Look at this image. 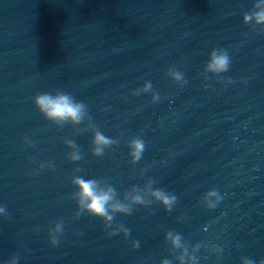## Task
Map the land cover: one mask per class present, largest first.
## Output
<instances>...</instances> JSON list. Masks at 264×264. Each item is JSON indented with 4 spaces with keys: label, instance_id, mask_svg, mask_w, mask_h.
<instances>
[{
    "label": "water",
    "instance_id": "water-1",
    "mask_svg": "<svg viewBox=\"0 0 264 264\" xmlns=\"http://www.w3.org/2000/svg\"><path fill=\"white\" fill-rule=\"evenodd\" d=\"M255 2L0 0V264L13 254L18 264H179L168 230L195 264L264 260V32L243 22ZM221 48L228 70L204 71ZM169 68L187 83L174 82ZM145 81L155 103L151 92L133 95ZM57 89L83 101L95 128L118 143L96 157L87 118L63 127L45 120L33 96ZM133 137L145 141L135 165ZM65 139L81 160L68 159ZM74 175L107 181L121 200L152 178L177 203L117 213L112 227L122 223L130 235L108 236L101 218L75 216ZM212 189L221 200L208 209L215 198L201 197ZM56 221L63 231L52 246Z\"/></svg>",
    "mask_w": 264,
    "mask_h": 264
},
{
    "label": "clouds",
    "instance_id": "clouds-1",
    "mask_svg": "<svg viewBox=\"0 0 264 264\" xmlns=\"http://www.w3.org/2000/svg\"><path fill=\"white\" fill-rule=\"evenodd\" d=\"M243 22L245 24H252L259 26V30L264 32V0H256L252 10L243 13ZM230 56L225 49H212L209 53L208 60L205 63L204 71L213 74L226 72L230 64ZM174 82L180 85L187 83L183 74L175 68H169L166 72ZM227 82H231L228 80ZM152 93L151 101L155 103L159 100V94L156 93L152 84L145 81L142 88H137L133 95H140L141 93ZM33 103L38 111L42 114L45 120L52 122L57 127H63L66 124L73 126L80 125L85 118L90 121L89 127L93 129L91 145L92 155L101 157L104 155L105 150L117 144L118 141L106 137L91 122V117L88 115L87 106L83 101H77L72 95L60 89L55 90L54 93H40L37 92L33 96ZM87 129L83 130L86 131ZM81 130H78L80 132ZM28 143L27 137L24 138ZM68 148L73 149L67 153L68 159L76 162L82 159L80 155L79 146L70 139L64 140ZM129 149L128 156L130 157L129 163L135 165L141 160L142 154L145 151V141L140 137H133L127 142ZM51 164H40V168L51 167ZM76 172L82 169H75ZM143 175V171L141 172ZM155 181L148 178L143 188L132 185L123 193V199L118 198L117 191L114 187L107 183V181L98 178L85 179L82 176L74 175L71 179V184L77 189L72 194V199L77 205V212L75 216L78 218L82 214L99 217L103 221V226L106 230V235L114 236L117 233H123L125 239L130 235V230L122 223L116 224L112 227L114 217L117 213L124 215H131L134 211V206L142 205L148 206L152 203H159L163 206L165 211H171L177 203V197L162 188H153ZM207 198H215L213 201H208L204 206L208 209L216 207L217 203L221 200V196L217 190L212 189L207 191L201 197V201ZM0 214L7 215L6 209L0 206ZM63 221H56L49 229V244L56 246L58 244V237L63 231ZM54 233V234H53ZM164 240L170 245V250L175 253L180 250L178 255H174V259L179 261V264H195L198 257L188 254V244L183 241L180 234L168 230L164 233ZM132 248H138L139 242L133 240L131 242ZM201 244L195 245V251H198ZM215 248V246H213ZM18 254H13L9 259L4 261V264H18ZM160 264H172V260L163 259ZM242 264H254L251 259L243 258ZM259 264H264L261 260Z\"/></svg>",
    "mask_w": 264,
    "mask_h": 264
}]
</instances>
